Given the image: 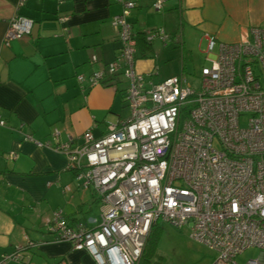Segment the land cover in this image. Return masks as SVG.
Returning a JSON list of instances; mask_svg holds the SVG:
<instances>
[{
	"label": "built area",
	"instance_id": "2783aa9c",
	"mask_svg": "<svg viewBox=\"0 0 264 264\" xmlns=\"http://www.w3.org/2000/svg\"><path fill=\"white\" fill-rule=\"evenodd\" d=\"M118 1V55L77 80L93 86L122 75L129 116L108 122L101 136L87 129L76 144L61 141L58 130L51 140H36L67 156L81 188L98 196L99 219L71 225L57 209L49 230L88 250L98 264H140L152 226L163 221L188 225L191 238L217 251L212 264H238L235 256L249 247L261 252L246 264H264V26L221 42L217 57L201 68L198 86L183 73L153 83L136 67L137 34L129 17L137 2ZM165 1L155 0L153 8L161 11ZM33 25L31 17L16 13L3 44L29 34ZM144 35L148 43L170 37L163 26ZM215 43L210 36L208 50ZM26 246L3 253L0 264L28 262Z\"/></svg>",
	"mask_w": 264,
	"mask_h": 264
},
{
	"label": "crops",
	"instance_id": "0c3cea01",
	"mask_svg": "<svg viewBox=\"0 0 264 264\" xmlns=\"http://www.w3.org/2000/svg\"><path fill=\"white\" fill-rule=\"evenodd\" d=\"M19 2L0 0V256L32 240L36 245L26 246L28 262L6 264H98L88 250L57 240L49 230L57 209L71 225L86 220V206L90 199L96 202V194L81 188L82 179L68 169L64 153L36 140H51L58 130L61 141L76 144L87 129L101 136L108 122L129 116L124 98L128 82L122 75L93 86L77 80L78 74L88 76L118 55L121 43L113 17L122 4ZM136 2L129 20L137 37L157 26L170 36L154 39L145 56L138 47L136 67L153 83L185 75L190 62L201 60V68L210 64L221 42L238 41L250 27L264 26V0H166L161 11L153 8L155 0ZM16 13L31 17L34 25L29 34L5 46L9 20ZM60 16L67 19L62 22ZM210 36L216 42L211 51ZM12 151L15 158L9 156Z\"/></svg>",
	"mask_w": 264,
	"mask_h": 264
},
{
	"label": "rangeland",
	"instance_id": "374dc122",
	"mask_svg": "<svg viewBox=\"0 0 264 264\" xmlns=\"http://www.w3.org/2000/svg\"><path fill=\"white\" fill-rule=\"evenodd\" d=\"M202 61L190 62L186 69V77L194 86L200 84L198 77ZM164 70V69H163ZM128 109L125 110V113ZM246 116H242L241 123H245ZM96 202H91V199L86 206L89 212L87 218L99 217V198L96 195ZM160 227L154 250L151 254L142 256L140 264H212L217 256V251L209 248L202 242H199L190 237V228L188 225L177 227L170 223L158 221ZM261 250L257 247H249L243 252L235 256V261L238 264H246L251 258H257Z\"/></svg>",
	"mask_w": 264,
	"mask_h": 264
},
{
	"label": "trees",
	"instance_id": "16d2710c",
	"mask_svg": "<svg viewBox=\"0 0 264 264\" xmlns=\"http://www.w3.org/2000/svg\"><path fill=\"white\" fill-rule=\"evenodd\" d=\"M137 45L143 56H145L146 54H149V52L151 51L150 44L146 41L144 34H139V36L137 37ZM159 229L160 227L158 225V222L152 226V229L149 234L146 247L143 253V256L146 255V260H147V255L151 254L152 251L154 250V245H155V241H156Z\"/></svg>",
	"mask_w": 264,
	"mask_h": 264
}]
</instances>
